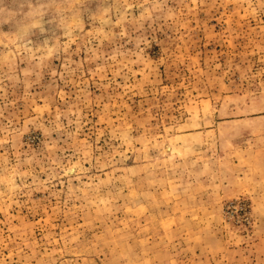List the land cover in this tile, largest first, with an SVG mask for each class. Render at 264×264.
I'll return each instance as SVG.
<instances>
[{
  "label": "rangeland",
  "instance_id": "1",
  "mask_svg": "<svg viewBox=\"0 0 264 264\" xmlns=\"http://www.w3.org/2000/svg\"><path fill=\"white\" fill-rule=\"evenodd\" d=\"M0 264H264V0H0Z\"/></svg>",
  "mask_w": 264,
  "mask_h": 264
}]
</instances>
